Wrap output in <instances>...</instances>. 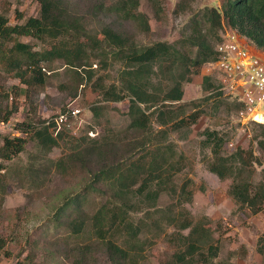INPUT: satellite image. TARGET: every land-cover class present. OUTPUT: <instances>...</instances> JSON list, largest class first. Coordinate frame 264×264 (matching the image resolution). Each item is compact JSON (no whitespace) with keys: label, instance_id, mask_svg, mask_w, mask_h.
Returning a JSON list of instances; mask_svg holds the SVG:
<instances>
[{"label":"trees","instance_id":"obj_1","mask_svg":"<svg viewBox=\"0 0 264 264\" xmlns=\"http://www.w3.org/2000/svg\"><path fill=\"white\" fill-rule=\"evenodd\" d=\"M38 4L37 17L10 24V2L0 0V122L7 123L19 110L21 91L18 86L7 90L10 79L25 87L31 115L14 126L22 136H0V214L10 177L19 185L27 183L32 191L57 176L67 188L56 192L63 202L45 227L43 246L69 264H141L152 240L160 236L175 246L163 264H228L215 261L219 247L211 222L205 216L194 219L184 207L196 189L192 181L179 186L175 182L186 159L170 136L181 130L188 134L206 113L201 102L213 99L214 110L241 109L240 103L224 97L209 75L202 77L206 96L198 103L183 102V85L216 60V44L208 29H231L264 52V0H223L220 8L206 7L201 18L197 14L190 18L185 26L189 32H182L178 41L145 46H138L134 34L122 25L130 22L138 33L150 32L146 15L137 11L139 0H118L109 7L97 0L88 15L77 10L73 0ZM186 7L183 2L177 11ZM17 19L22 21L23 15L17 14ZM90 19L98 29L89 28ZM57 62L65 78L58 89L66 92L67 103L90 89L97 96L90 107L93 124L99 125L105 110L96 104L130 100L127 124L114 129L107 122L100 137L90 138L73 137L66 128L54 135L53 122L36 120L35 103L48 82L59 76ZM94 62L100 70L117 64L116 80L99 75ZM253 125L259 129L253 140L264 150V123ZM200 136L201 148L208 151L207 170L229 182L227 195L236 211L258 215L264 205V179L253 181L254 166L261 163L252 147L227 153L226 133L205 129ZM29 143L37 154L27 167L5 164L18 158ZM60 147L61 155L49 159ZM172 194L176 197L172 203L159 206L163 195ZM263 243L262 237L259 253ZM6 246L0 236V257ZM32 249L28 264H34L36 246Z\"/></svg>","mask_w":264,"mask_h":264},{"label":"rangeland","instance_id":"obj_2","mask_svg":"<svg viewBox=\"0 0 264 264\" xmlns=\"http://www.w3.org/2000/svg\"><path fill=\"white\" fill-rule=\"evenodd\" d=\"M77 5V10L88 15L91 4L97 0H73ZM104 6L109 7L118 0H103ZM11 8L8 14L10 24L22 23L29 17H37L39 14L38 0H9ZM186 3L184 11H177L181 3ZM223 0H139L138 12L146 15L150 26L148 34L138 33L133 23H122L124 30L133 33L138 46L150 45L154 42L165 41L174 43L180 39L182 32L184 35L189 31L185 30L188 20L197 14L200 18L203 15L204 8H220ZM17 14H22L23 19L19 21ZM91 27L98 29V23L95 20H88ZM208 27V25H207ZM208 29L213 36V45L217 44L223 37L225 31ZM241 38V37H240ZM24 42H32L29 38H23ZM250 42V41H248ZM247 42V43H248ZM216 46V45H215ZM260 55L258 53H255ZM260 56L264 59V54ZM93 68L98 70L99 75L108 74L111 80H116L117 64L112 65L108 70H100L97 62L93 63ZM58 77L48 82L45 89L37 98L36 120H49L56 117L67 106H75L84 109L86 123L83 129L76 132L75 135L70 132L71 127L67 128L71 136L81 137L92 132L95 136L100 137L102 129L107 122L114 129L124 127L127 122V112L130 100H124L118 103H102L96 106L104 107L105 117L100 120L99 125H94L90 107L94 104L97 96L90 89L84 94H79L72 101L67 103L66 92H61L58 85L65 81L63 69H60L61 63L55 64ZM211 67L204 65L200 74L194 76L191 83L184 84L183 102H200L206 95L201 86L202 77L209 75L215 81V74L212 73ZM13 86L20 88V97L18 98L19 110L7 122H0V136H22L14 130L17 123L27 121L31 116L29 105L25 101V87L20 86L17 80H7L6 88L8 91ZM226 95L224 94V97ZM67 103V104H66ZM214 100L210 99L201 102L205 109V114L198 122L190 128L188 134L181 130L171 134V140L177 143L178 150L185 155L184 170L179 173L175 182L177 186L184 181H192L195 184V192L191 203L185 204V209L194 219H200L205 216L211 222L210 227L213 230V237L217 239L219 247V257L215 261H223L228 264H264V243L263 252L259 253L258 241L264 238V219L260 215H251L247 211L237 212L235 206L227 195L228 181H220L216 176L210 174L207 170L206 153L207 150L201 148L200 134L205 129L218 130L227 134L229 140L224 146L227 153L234 151L237 147L247 149L252 147L258 156L261 164H255L254 182L264 179V150L260 149L253 140V136L258 135V128L253 123L245 122L238 118V112L231 109L230 112L224 108L214 110ZM191 111V107L187 108ZM257 112L264 115V104L257 108ZM262 124V123H261ZM92 125V129L89 127ZM156 125L153 130H156ZM157 131V130H156ZM185 136V137H183ZM61 145V144H60ZM61 147L54 148L49 154V159L55 160L61 155ZM37 154L32 143L27 144L25 151L12 162H5L11 167H27L31 161V156ZM8 184L10 191L5 196L4 203L1 207L0 214V236L6 239L7 246L4 248L0 257V264H28L27 255L32 251L34 246V264H69V261L57 256V252L50 251L44 237L45 227L58 208L62 205L63 199H57L56 192L66 189L67 185L59 177H52L51 181L39 190H29L27 183L19 185L14 177H10ZM183 182V183H184ZM175 195L167 197L163 195L159 201V206L163 207L175 200ZM46 224V226H45ZM173 230L169 228L168 233ZM153 245L146 253V258L141 264H163L167 258L175 251V246L161 236L153 239ZM32 247V248H31ZM102 261V260H98Z\"/></svg>","mask_w":264,"mask_h":264},{"label":"built area","instance_id":"obj_3","mask_svg":"<svg viewBox=\"0 0 264 264\" xmlns=\"http://www.w3.org/2000/svg\"><path fill=\"white\" fill-rule=\"evenodd\" d=\"M224 31L222 39L214 48L216 60L207 65L215 74L219 90L242 105L237 113L238 118L245 122L264 123V115L257 112L258 106L264 104V59L251 52L235 31ZM84 112V109L70 105L56 117L47 120L45 125L51 122L55 124L54 135L70 127V132L75 135L86 123ZM86 135L95 136L92 132ZM260 215L264 219V205Z\"/></svg>","mask_w":264,"mask_h":264},{"label":"crops","instance_id":"obj_4","mask_svg":"<svg viewBox=\"0 0 264 264\" xmlns=\"http://www.w3.org/2000/svg\"><path fill=\"white\" fill-rule=\"evenodd\" d=\"M240 41H241L243 44H247V45H248V48H249V50H251V52H253V53H258V54H260V55H261V54H264L263 51L257 49L253 44H251L250 42H248V40H247L246 38L241 37V38H240ZM247 42H248V43H247Z\"/></svg>","mask_w":264,"mask_h":264},{"label":"bare ground","instance_id":"obj_5","mask_svg":"<svg viewBox=\"0 0 264 264\" xmlns=\"http://www.w3.org/2000/svg\"><path fill=\"white\" fill-rule=\"evenodd\" d=\"M259 119V118H258Z\"/></svg>","mask_w":264,"mask_h":264}]
</instances>
